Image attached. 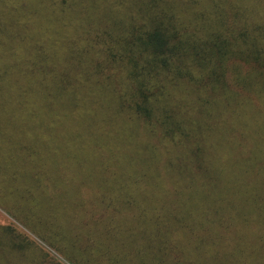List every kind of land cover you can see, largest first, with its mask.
Here are the masks:
<instances>
[{
  "label": "trees",
  "instance_id": "obj_1",
  "mask_svg": "<svg viewBox=\"0 0 264 264\" xmlns=\"http://www.w3.org/2000/svg\"><path fill=\"white\" fill-rule=\"evenodd\" d=\"M0 209L79 264H264V1L0 0Z\"/></svg>",
  "mask_w": 264,
  "mask_h": 264
},
{
  "label": "rangeland",
  "instance_id": "obj_2",
  "mask_svg": "<svg viewBox=\"0 0 264 264\" xmlns=\"http://www.w3.org/2000/svg\"><path fill=\"white\" fill-rule=\"evenodd\" d=\"M0 227L12 228L13 230L23 234L30 242H32L35 245V247L38 250H40L42 253L47 255L52 261L58 264H79V263H75L74 261H71L70 255H68V251H66L64 255L59 254L53 247H49L48 245L43 243L38 236L32 234L30 231L20 226L15 220H13L9 215H7L1 209H0ZM80 264H85V263L82 261L80 262Z\"/></svg>",
  "mask_w": 264,
  "mask_h": 264
}]
</instances>
